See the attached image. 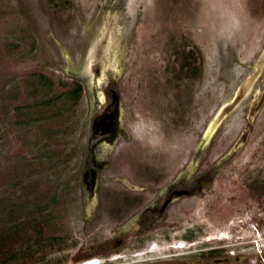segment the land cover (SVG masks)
<instances>
[{"label": "rangeland", "instance_id": "1", "mask_svg": "<svg viewBox=\"0 0 264 264\" xmlns=\"http://www.w3.org/2000/svg\"><path fill=\"white\" fill-rule=\"evenodd\" d=\"M105 32L139 130L102 174L129 173L135 160L186 164L254 70L264 0H0V264H264V101L248 119L264 71L197 157L200 170L213 166L248 130L204 196L184 201L194 213L179 215L182 229L143 255L130 243L95 253L111 229L82 187L92 94L82 71Z\"/></svg>", "mask_w": 264, "mask_h": 264}, {"label": "flooded vegetation", "instance_id": "2", "mask_svg": "<svg viewBox=\"0 0 264 264\" xmlns=\"http://www.w3.org/2000/svg\"><path fill=\"white\" fill-rule=\"evenodd\" d=\"M104 34V38L95 41L91 47L82 71L89 77L87 84L92 92L91 130L87 140L82 187L88 204L87 186L90 187L92 180H96V204L91 211L93 218L100 221L106 216L109 218L111 235L97 246L95 253L109 254L130 243L135 248H141L134 255H143L163 245L160 243L168 242L172 238L171 232L182 229V218L179 215L194 213L193 209H184V201L204 196L207 186L214 183L217 170L213 166L200 170L203 164H199L198 160L194 162L191 159L183 164L179 159L152 158L135 160L129 173L102 174L115 164L118 150L133 142L135 133L139 130L137 104L132 97L125 100L119 84L121 72L118 69L116 49L111 46L112 59L104 63L106 70L101 79H97L100 73L98 63L90 72L87 69L92 59L98 61L103 56L104 60L107 58L104 49L108 41L105 39L106 32ZM95 53L96 56L99 55L92 57ZM189 64L191 74L196 75L195 61ZM96 118L100 125L93 134ZM166 124L167 122L164 126ZM153 129L148 127L146 130ZM119 160L120 163L123 162L122 158ZM177 242L179 241L175 240L173 245ZM169 244L173 246L171 242ZM92 254H88V258ZM176 254L173 251L165 253L171 257ZM120 257L122 256L118 255L108 259ZM173 259L170 261H174ZM96 264H100V259Z\"/></svg>", "mask_w": 264, "mask_h": 264}, {"label": "water", "instance_id": "3", "mask_svg": "<svg viewBox=\"0 0 264 264\" xmlns=\"http://www.w3.org/2000/svg\"><path fill=\"white\" fill-rule=\"evenodd\" d=\"M104 63V61L102 60ZM99 64L100 66V73L97 79H101L102 75L104 76V72L106 70L105 65L101 63L100 60H94L93 59L89 62V65L87 66V69H89V72L94 68L95 64ZM264 71V48L261 51L260 55L257 58L254 70L249 73L237 86L235 89L233 95L224 101L219 108L216 110L215 114L210 119L208 125L206 126L205 130L203 131L202 137L200 141L197 143L195 151L192 156V160L195 162L197 160V157L201 153V151L211 142V140L214 138L215 134L218 132L220 127L223 125L225 120L229 118L241 105L243 100L247 97V95L250 93L251 89L253 88L254 84L257 82V80L261 77L262 73ZM86 73H88L86 71ZM264 101V94H262L261 98H255L250 106L249 121H253L256 114L258 113L262 103ZM99 119H95L93 123V134L97 132L99 129ZM248 136V130H245L241 134V136L238 138V140L235 142V144L230 148V150L221 156L213 165V168L218 170L225 162H228L236 156L237 152L241 148V146L245 143ZM88 190V209L92 210L96 204V180H92V184L90 187L87 186Z\"/></svg>", "mask_w": 264, "mask_h": 264}, {"label": "trees", "instance_id": "4", "mask_svg": "<svg viewBox=\"0 0 264 264\" xmlns=\"http://www.w3.org/2000/svg\"><path fill=\"white\" fill-rule=\"evenodd\" d=\"M81 91V85L79 83H77V85L75 86V90H74V93L77 95L79 92ZM184 241H179L178 243L182 244ZM186 243V242H184Z\"/></svg>", "mask_w": 264, "mask_h": 264}, {"label": "bare ground", "instance_id": "5", "mask_svg": "<svg viewBox=\"0 0 264 264\" xmlns=\"http://www.w3.org/2000/svg\"><path fill=\"white\" fill-rule=\"evenodd\" d=\"M105 53H107V52H104V54ZM106 55V60H104V56L102 57V60L104 61V63L105 62H110L111 61V55H110V52H108L107 54H105ZM102 60H100L101 61V63L103 64V65H105L103 62H102Z\"/></svg>", "mask_w": 264, "mask_h": 264}]
</instances>
